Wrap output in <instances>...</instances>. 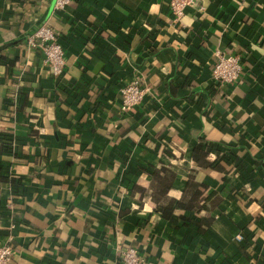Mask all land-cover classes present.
Segmentation results:
<instances>
[{
	"label": "crops",
	"instance_id": "obj_1",
	"mask_svg": "<svg viewBox=\"0 0 264 264\" xmlns=\"http://www.w3.org/2000/svg\"><path fill=\"white\" fill-rule=\"evenodd\" d=\"M55 4L0 0L10 264H125V245L144 264H264V0H199L180 20L166 0ZM42 23L67 54L58 78L29 43ZM218 49L242 58L230 86ZM133 75L151 88L139 118L120 108Z\"/></svg>",
	"mask_w": 264,
	"mask_h": 264
},
{
	"label": "built area",
	"instance_id": "obj_2",
	"mask_svg": "<svg viewBox=\"0 0 264 264\" xmlns=\"http://www.w3.org/2000/svg\"><path fill=\"white\" fill-rule=\"evenodd\" d=\"M70 0H56L55 9H64ZM172 15L180 20L187 8L196 7L199 0H166ZM59 34L47 23H42L32 34L29 35V43L39 48L44 55L46 64L50 67L54 77H60L67 64V54L59 42ZM242 75L241 55L231 50H216L212 67V79L217 86H230ZM151 93V88L143 84L138 75H133L120 88V108L123 112H132ZM242 240L244 236L238 234ZM121 258L125 264H144L147 258L144 254L131 245L119 248ZM15 253L13 235L9 234L6 239L0 241V264H10Z\"/></svg>",
	"mask_w": 264,
	"mask_h": 264
},
{
	"label": "trees",
	"instance_id": "obj_3",
	"mask_svg": "<svg viewBox=\"0 0 264 264\" xmlns=\"http://www.w3.org/2000/svg\"><path fill=\"white\" fill-rule=\"evenodd\" d=\"M59 39V38H58ZM60 42V41H59ZM61 43V42H60ZM62 44V43H61ZM63 46V45H62ZM79 90V89H78ZM77 91H75V89H74V91H72V93H76ZM142 105V104H141ZM139 107L140 106H137L132 112H133V116L134 117H138L139 118ZM204 143H207L206 141H202L197 147H196V149H195V151H194V160L197 162V163H199V164H201V165H210V166H213V164L212 163H209L208 161H207V159H206V151L207 150H205L204 148H203V145H204ZM219 168H220V166H218ZM178 205H181V204H178ZM200 209V208H199ZM160 210H161V212L163 213V215L164 216H169L171 213H172V211H171V209L169 208V206H161V208H160ZM196 211H198V209L196 210Z\"/></svg>",
	"mask_w": 264,
	"mask_h": 264
}]
</instances>
